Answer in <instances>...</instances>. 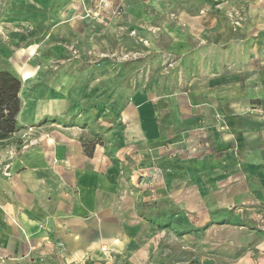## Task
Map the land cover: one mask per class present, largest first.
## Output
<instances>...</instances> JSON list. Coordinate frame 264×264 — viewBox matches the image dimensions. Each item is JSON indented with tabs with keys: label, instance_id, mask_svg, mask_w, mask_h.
Masks as SVG:
<instances>
[{
	"label": "rangeland",
	"instance_id": "1",
	"mask_svg": "<svg viewBox=\"0 0 264 264\" xmlns=\"http://www.w3.org/2000/svg\"><path fill=\"white\" fill-rule=\"evenodd\" d=\"M262 1L0 0V70L21 81L16 132L73 128L100 145L108 173L118 170L122 197L130 186L155 195L123 214L139 228L140 264H264V202L244 199L240 188L251 178L229 172L201 184L189 176L178 203L181 189L164 185L169 171L146 166L135 149L140 132L157 128V99L184 91L203 71L239 63L251 37L247 12ZM47 104L60 113L37 120Z\"/></svg>",
	"mask_w": 264,
	"mask_h": 264
},
{
	"label": "crops",
	"instance_id": "2",
	"mask_svg": "<svg viewBox=\"0 0 264 264\" xmlns=\"http://www.w3.org/2000/svg\"><path fill=\"white\" fill-rule=\"evenodd\" d=\"M258 5L247 12L243 61L203 71L184 91L157 99L156 130L140 132L136 151L146 166L169 171L164 185L181 189L178 203L192 177L212 184L229 172L251 178L240 186L244 199L264 202V2ZM60 111L47 104L37 120ZM36 126L23 138L15 132L0 141V264H140L139 228L123 214L155 195L130 186L137 193L129 188L130 197H122L118 170L108 173L100 145L88 158L75 129Z\"/></svg>",
	"mask_w": 264,
	"mask_h": 264
},
{
	"label": "trees",
	"instance_id": "3",
	"mask_svg": "<svg viewBox=\"0 0 264 264\" xmlns=\"http://www.w3.org/2000/svg\"><path fill=\"white\" fill-rule=\"evenodd\" d=\"M21 81L14 74L0 70V141L10 138L18 129L17 117L20 112L19 93ZM85 155L90 158L98 143L81 139Z\"/></svg>",
	"mask_w": 264,
	"mask_h": 264
}]
</instances>
